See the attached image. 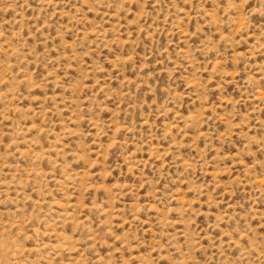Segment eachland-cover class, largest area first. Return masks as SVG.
<instances>
[{
    "label": "rangeland",
    "instance_id": "374dc122",
    "mask_svg": "<svg viewBox=\"0 0 264 264\" xmlns=\"http://www.w3.org/2000/svg\"><path fill=\"white\" fill-rule=\"evenodd\" d=\"M0 264H264V0H0Z\"/></svg>",
    "mask_w": 264,
    "mask_h": 264
}]
</instances>
